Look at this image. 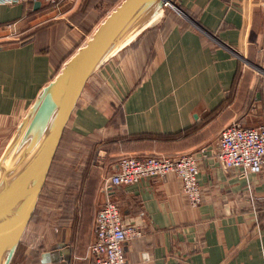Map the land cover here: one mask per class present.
<instances>
[{
    "label": "crops",
    "instance_id": "crops-1",
    "mask_svg": "<svg viewBox=\"0 0 264 264\" xmlns=\"http://www.w3.org/2000/svg\"><path fill=\"white\" fill-rule=\"evenodd\" d=\"M88 1L0 5V41L30 32L0 44V153L41 89L124 0L107 16ZM174 3L180 11L170 7L173 14L162 13L89 79L15 260L93 264L96 209L85 205L87 187L99 185L95 196L103 201L123 155L194 154L198 207L173 173L109 189L124 222L140 233L124 245L127 260L264 264V167L259 174L225 169L214 156L224 128L264 125V0Z\"/></svg>",
    "mask_w": 264,
    "mask_h": 264
},
{
    "label": "water",
    "instance_id": "water-1",
    "mask_svg": "<svg viewBox=\"0 0 264 264\" xmlns=\"http://www.w3.org/2000/svg\"><path fill=\"white\" fill-rule=\"evenodd\" d=\"M166 7L180 11L174 0H124L38 93L0 156V264L15 256L89 79Z\"/></svg>",
    "mask_w": 264,
    "mask_h": 264
},
{
    "label": "built area",
    "instance_id": "built-area-1",
    "mask_svg": "<svg viewBox=\"0 0 264 264\" xmlns=\"http://www.w3.org/2000/svg\"><path fill=\"white\" fill-rule=\"evenodd\" d=\"M62 1L64 0H0V5L33 2L57 5ZM202 155L206 156L204 153ZM214 156L225 169L238 168L248 173H261L264 167V125L254 128L233 124L224 128ZM96 160L103 166L106 160V152L103 149L98 150ZM171 173L181 180L182 191L187 196L189 205H201L199 158L194 154L120 157L116 171L105 183L106 201L95 215V238L89 247L93 264H132L126 258L124 245L128 239L140 234L137 229L124 222L119 206L108 196L109 189L136 184L144 179L165 178ZM15 262L13 258L10 264Z\"/></svg>",
    "mask_w": 264,
    "mask_h": 264
},
{
    "label": "rangeland",
    "instance_id": "rangeland-1",
    "mask_svg": "<svg viewBox=\"0 0 264 264\" xmlns=\"http://www.w3.org/2000/svg\"><path fill=\"white\" fill-rule=\"evenodd\" d=\"M121 0H104L103 2H100V0H90V1H88V4H92V2L93 3H95V2H97L96 4H97V6H98V9H101V10H103L104 12H106V16H107V14L110 12V10L112 9V8H114L115 9V7H116V5L120 2ZM61 3V2H60ZM105 4V7H103V5ZM109 4H111L110 5V7H109V9H107V6L109 5ZM51 6H53V5H50V4H48L47 5V7H51ZM89 9H87V7L86 8H81L80 10H79V12L77 13V17L76 16H73V18L76 20V18L77 19H80V17H82L84 14H86V13H89V12H87ZM78 11V10H77ZM90 12H91V10H90ZM163 15H168L169 13H172L173 14V8H170V7H167V8H165L164 9V11H163ZM50 16H47V17H44L43 19H41V20H45V19H47V18H49ZM70 19V18H69ZM69 19H66V21H69L70 22V20ZM104 20V19H103ZM80 21H81V19H80ZM38 22V21H37ZM35 24H36V21H35ZM34 24V25H35ZM97 26H99V25H97ZM83 27H85V26H83ZM30 33V32H29ZM29 33L28 34H25V35H22V34H15V35H11L10 34V39H7V38H5L4 40H1L0 41V44H9V43H14V42H20L21 40H23V39H25V38H27V36H29ZM91 36V35H90ZM89 36V37H90ZM89 40V39H88ZM1 154H2V152L0 153V156H1ZM98 186L99 185H89L88 187H87V189H86V195L84 196V202H85V205L87 206V208H88V210H89V212H91L92 211V209H93V207L95 206V209H96V212L98 211V209L100 208V206L102 205V200L100 199L101 197L99 196V197H96L95 195H96V193H97V191H98ZM95 188H96V191H95ZM70 190V189H69ZM94 191H95V193H94ZM45 194V193H44ZM44 194H42V195H44ZM79 195H78V197L80 198V196H81V194H80V192L78 193ZM98 196V195H97ZM42 197H44V196H42ZM96 197V198H95ZM97 199H98V201H97ZM101 200V201H100ZM97 201V202H96ZM99 207V208H98ZM96 212H95V214H96ZM16 262L14 263V264H24L23 263V261L22 260H20L18 257L16 258V260H15Z\"/></svg>",
    "mask_w": 264,
    "mask_h": 264
},
{
    "label": "bare ground",
    "instance_id": "bare-ground-1",
    "mask_svg": "<svg viewBox=\"0 0 264 264\" xmlns=\"http://www.w3.org/2000/svg\"><path fill=\"white\" fill-rule=\"evenodd\" d=\"M162 13H163V12H161V14H160L158 17H156V18L153 20V22L156 21L157 19H159V17L162 15ZM153 22H151V23H153ZM134 38H135V36H134L133 38H131V40H129L127 43H129L130 41H132Z\"/></svg>",
    "mask_w": 264,
    "mask_h": 264
},
{
    "label": "trees",
    "instance_id": "trees-1",
    "mask_svg": "<svg viewBox=\"0 0 264 264\" xmlns=\"http://www.w3.org/2000/svg\"><path fill=\"white\" fill-rule=\"evenodd\" d=\"M112 189V188H111ZM110 199L113 201V202H115L111 197H110ZM116 203V202H115ZM117 204V203H116ZM118 205V204H117ZM119 206V205H118Z\"/></svg>",
    "mask_w": 264,
    "mask_h": 264
}]
</instances>
